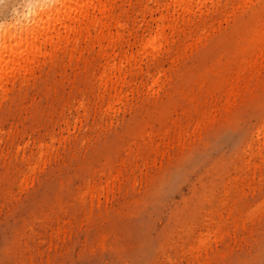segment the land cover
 Returning a JSON list of instances; mask_svg holds the SVG:
<instances>
[{
    "label": "rangeland",
    "instance_id": "1",
    "mask_svg": "<svg viewBox=\"0 0 264 264\" xmlns=\"http://www.w3.org/2000/svg\"><path fill=\"white\" fill-rule=\"evenodd\" d=\"M173 1L125 0L122 6L129 17L123 23L129 43L146 26L150 28L145 31L154 29V19L162 13L172 17L174 7L169 11L167 7ZM251 1L249 9H237L230 20L225 8L221 14L211 10L200 13L195 4L197 16L191 12L192 24L185 26L186 33L175 36L172 56L164 50L159 66L153 69L164 68L166 83L152 92L148 87L137 88L142 75L135 76L138 82L133 93L126 94L128 100L121 106L120 116L112 120L100 108L103 98L98 78L103 65L112 62L110 57L116 53L102 56L99 44L88 45L82 54L42 55L33 76L5 80L0 86V264H191L197 251L185 241L190 239L192 246L203 242L199 232L205 235L209 232L206 227L214 239L208 238L211 264H264V159L255 155L259 151L264 155V128L260 129L264 125V67L253 69L263 56L253 54L230 73L242 57L234 51L236 44L264 11V0ZM29 2L48 6L39 0L0 4V28L12 24L14 41L27 21L42 19L47 24L62 10L54 7L44 17L18 18ZM210 18L215 21L211 23ZM197 27L206 30L202 37L196 34ZM165 33L170 35L172 30L166 28ZM196 35L201 39L196 42L198 49ZM190 43L192 51H185ZM120 49L119 45L117 51ZM132 51L118 53L116 61H127L126 55L130 57ZM231 84L241 89L227 111L225 91ZM82 99L89 101L87 110L79 107ZM202 106L209 110L205 118L200 117L205 125L198 131L189 128ZM67 117H71L70 126L63 124ZM76 119L83 120L75 129ZM51 135L58 141L47 164L32 173L28 186L22 185L19 176L25 157L36 153L35 142L49 140ZM28 143L26 152L19 150ZM250 148L259 151L253 153ZM108 163L114 174L102 175ZM117 170L124 176L112 190L109 185ZM87 183H101L110 191L99 198L91 194L77 197L75 193L83 191L81 187ZM228 208L231 213L226 212ZM248 208L256 211L251 218L245 216L250 214ZM216 211L221 216L215 215ZM58 218L65 220L64 228L57 227ZM94 219L108 225L112 241L104 248L82 244L88 235L97 233L76 223ZM217 221L224 225L220 231L225 234L217 228ZM220 234L226 238L219 239ZM66 239L72 242L67 251ZM197 244L195 248L199 245L197 249L205 255V248L201 250Z\"/></svg>",
    "mask_w": 264,
    "mask_h": 264
},
{
    "label": "bare ground",
    "instance_id": "2",
    "mask_svg": "<svg viewBox=\"0 0 264 264\" xmlns=\"http://www.w3.org/2000/svg\"><path fill=\"white\" fill-rule=\"evenodd\" d=\"M39 1H41L42 3L48 2V6L44 7L43 5H40L39 2H37V3L29 2V4L27 3L28 7L26 8L28 12L25 11L26 9L18 12V14H17L18 18L22 19V17H24V19H25V17H29V15H30V17L33 15L34 16L41 15L42 17H44V15L46 13L47 14L51 13V11L53 10L54 7H57V8L61 7L62 10H60L53 19H49V22L47 24H43L41 21L42 19L37 20V21H33V23H28L31 20L27 21L26 26L20 27V29H19L20 36L15 41L12 38V35L14 33V26L12 24L7 25L5 28H0V86L5 82V80L7 78H9L11 76H14L15 80H24V79H27L29 76H33L36 73L38 66H40V62H41L40 57L42 55L44 57H51L52 58V57H56L57 54H59L60 52L62 54H71L72 52L77 51L80 54H82L84 52V50H86L87 46L92 44V43L99 44L100 53L102 54V56L107 55V58H109V56H111L112 54L115 55V53H116L115 56L118 57V55H119L118 53L127 52L128 50L133 49L132 54H130V57L126 55V57H127L126 59H128V60L126 61L124 59L125 62L123 60H120L122 57L119 58L120 62L116 61L117 57H115V56L114 57L112 56V58L110 57V59H112V60H110V59L109 60L112 62L107 63V61H106L107 64L103 65V71H101L102 73L100 74V76L98 78L99 86L101 87L100 96L103 98L101 101V107L100 108H101L102 112L107 113L110 120H112V119H114V117L116 115H119L118 113L121 112V106H123L124 102L128 100L126 94H128L130 92L133 93L135 84L138 82L136 80V83H135V80H134L135 76L137 77L138 75H140V76L142 75V80L139 81L140 86L138 85L139 87H137V88L141 89L140 87H143V88L145 87L144 89H146L148 87V89L152 92H155L157 89H161V87H163V85L166 83V81L168 79L165 80L167 78V76H165L166 72L163 71L164 68L159 67L160 70H162L163 72H161L157 68L155 70H153V69L156 67V64L159 63L158 58L160 57L161 53L164 50H167L166 54L168 56H170V57L172 56V51H173L172 46L175 43V36L186 33L185 26H187L191 23V21H190L191 17L190 16H194V15L197 16V14H195L196 12H193L194 11L193 9H195V7H194L195 4H198L199 9L197 7V10H199L198 12H200V13H203L205 10H211L212 14H216V13L221 14L226 9L225 14L227 16H229V17H227V19L229 18V20H230V15L233 17V14H235V16H236L237 9H239V8H241V10L244 8L249 9L247 7L249 6V2L251 0L250 1L249 0H226V3L223 0H174L172 2V4L167 7L168 11L171 10L172 7H174V9H173L174 13L172 12L173 14L172 13L170 14L172 17H168V15L166 16V14H163V13L161 15H159V17L154 19L156 22L155 28L151 29V30L149 29L148 31H145L146 29L150 28L149 26L148 27L146 26L143 30L144 32L142 31L143 33L139 34L133 43H129V35H128L129 33L126 32V26L123 23V20L125 18L129 17L127 10L122 6L123 3L125 2V0H39ZM252 2L253 1H251L250 3H252ZM157 3L159 4V2H157ZM176 5H178L179 8L175 9ZM246 9H244V10H246ZM240 11H238V12L241 15L242 12H240ZM191 12L194 13V15H191L192 14ZM195 19H196V17H195ZM233 20H235V19H233ZM214 21L215 20L213 18H210L211 23H213ZM166 28L167 29L170 28V30H172V34L168 35L167 33H165ZM204 28H206V27H204ZM204 28H202V27L198 28L197 27V29H195L197 31V33L196 32L195 33L198 36L202 37V35L205 34L203 32L206 31ZM241 29L242 28H240V31H241ZM235 32H237V31H235ZM131 33L132 32H130V35H131ZM189 35H192V33ZM197 35H196L197 39L194 38L195 43L197 41L201 40V39H198ZM238 35H235V36H238ZM205 37H203L204 40H207L208 38L206 37L207 39H205ZM210 37H212V36H210ZM193 42H194V40H193ZM201 42L202 41H200L199 43L201 44ZM192 44H194V43H192ZM205 44H207V43H205ZM119 45L121 46V49L119 51H117V48ZM197 45H198V43H196V46H195V48L197 47L196 49L199 48L198 47L199 45L198 46ZM188 46L189 47H186V49H188V50H185V51L190 50V52H191L193 48L192 49H190V48L194 47V46H191V43ZM134 48H135V50H134ZM200 48H202V47H200ZM196 51H198V50H196ZM234 51L241 53L242 57H240V60L235 65V67L230 71V73H233L234 70L237 69V67L241 66L242 64H246V62H248L250 59L249 57L252 56L253 54H257V53H260L263 56L262 57L263 59H262V62L260 64H258V63L254 64L253 69L258 70V69H261L264 67V11L262 12V14H260L258 21L255 24L253 23V25L249 29V31L244 33V35L241 37L240 41L236 44ZM204 53H206L205 50H204ZM124 57L125 56H123V58ZM159 64H157V65L159 66ZM245 88L247 90L249 89V87H247V86H245ZM144 89H143V91H144ZM240 89H241V87L235 86L233 84H231L230 87H227V85H226L224 103H225V106L227 108V111H229L230 108L235 104ZM136 90H138V89H136ZM185 93L186 92H184V94ZM250 93H251V91H249L248 94H250ZM78 104H79L80 108H84L85 110H87V108L89 106V101H87L86 99H82L79 101ZM234 108H235V106H234ZM237 110H239V109H237ZM208 113H209V110L206 108V106H202L198 112V116H199L198 119H196L194 121L193 125H190L189 128H193L196 130L199 128L198 130H201L200 127L203 124L205 125V123L202 122V119L205 118L208 115ZM230 113H231V111H230ZM84 116H87V113ZM119 116H117V118ZM117 118H116V120H117ZM82 120L83 119H76L74 121L76 124L75 129L77 128L79 123H81V126H82ZM71 122H72L71 117H67V118H65L63 124L65 126H70ZM112 122H114V120ZM92 125L95 126L94 124H92ZM68 128L70 129V127H68ZM263 128H264V125L260 129H263ZM259 131H256V132H259V134H260L262 131L261 130H259ZM257 134L258 133H256V135ZM259 134L257 135V137L258 136L260 137ZM262 134H263L262 139H264L263 138L264 137V130H263ZM69 137H71V133H70ZM63 138H65V137H63ZM68 138L66 137L65 140L67 141ZM56 139L57 138L55 135H51V136H49V140L39 139L37 142H35V147L37 148V151H36V153L32 152V153L28 154V156L25 157V165L20 172L19 179H20V182L22 185L28 186V184L30 183L31 178H32V173L34 171H36L40 167V165L47 164L49 153H50L51 149H53L55 142H56ZM258 139L260 140V138H258ZM57 141H58V139H57ZM66 141H63V142H66ZM254 141H255V139H254ZM254 141H253V143H254ZM256 141H257V139H256ZM251 143L252 142H250V145H252ZM257 143L259 144V142H256V144ZM250 145L248 147H251ZM257 145H252V147L253 146L255 147ZM258 146H257V148L259 150H263V148L261 146H260L261 149ZM29 147H30V144L28 143V144H25L23 146H20L19 150H23V152H26ZM257 148H256V151H257ZM243 149H245V148H243ZM249 150L253 153H256V151H253V148H250ZM243 151H246V150H243ZM259 152H261V151H259ZM259 152L256 153L255 155L261 154L259 156L260 157L262 156V158L264 159V155H262L263 153H259ZM141 158L143 159V156H141ZM262 160H261V162L264 161V160L263 161ZM250 163L251 162L249 161V164ZM247 164H248V162H247ZM249 164H248V166H249ZM263 165H264V162H263ZM103 171L104 172L102 173V175L114 174V173H112L113 169H112V166L110 163L107 164V166L104 168ZM246 171L247 170H245V173H246ZM116 172H118V174H115L116 176L113 175L112 176L113 179L111 180L112 182L110 181V185L108 184L109 188H111L112 190H115L117 183H120L122 181L123 176H124V173L122 171L117 170ZM263 182H264V180H263ZM109 188H108V190H106L107 193H108V191H110ZM81 189L83 191H79V192L75 193L76 196L79 198L87 197L89 194H91L92 197H98L99 198V197L104 196L106 194L105 187L101 183H92V184L87 183L86 185L82 186ZM255 189H256V187H255ZM112 190H111V194L113 193ZM21 193H22V191H21ZM114 194H112V195H114ZM208 195H205V197H206V199L210 200V197H208ZM114 197H115V195H114ZM203 198H204V196H203ZM249 208H248V210L250 211ZM215 209H216V207H215ZM220 209L221 208H219L218 213L219 212L221 213ZM222 209H223V207H222ZM228 209H226V212L229 211L231 213V211H230L231 209H229V210ZM252 210L254 211L255 209H251V211ZM192 211H194V210H192ZM251 211H250V214L245 215V216L246 217L250 216V218H251V216H253V214H255V212H256V211H254V212H251ZM195 212H196V210H195ZM209 212H213V211L211 210ZM223 212H225V211H223ZM223 212H222V214H223ZM259 212H258L259 215H263L262 213H264L261 211L262 213L260 214ZM218 213L216 211L215 215H217ZM219 214L217 216H221ZM258 214H256L257 215L256 217H258ZM218 219H220L222 221V223H224V225H225V221L223 222L222 218L219 217ZM259 219H258V221L260 223ZM62 220H61V218H58V221L56 223L58 228L66 225L65 220H64V222ZM206 220H207V218H206ZM209 220H211V218H209ZM100 221H102V220H100ZM204 222H205V220H204ZM211 222L213 223V220ZM219 222L218 221L216 222L218 224V227H217V225H214L215 223L213 224L214 225L213 227H217L220 231L223 229L222 226H224V225L222 223H219ZM236 223L240 224L238 222H236ZM220 224H221V226H220ZM84 225L90 226L91 229L95 230L97 234L88 235V237L82 243L83 246L91 244L93 246V249L95 246H99V247L103 246V248H104L105 246H107L110 243V241H112L110 238V234L108 233L109 230L106 229L108 227H105V226H108L107 224L99 222L96 219L89 220V221H81V222L76 223V226H78L80 228ZM242 227H244V229H245L244 224L242 225ZM62 228H64V227H62ZM202 228H204V227H202ZM86 229H88V228H86ZM205 229H208V231L210 232L208 227H206ZM211 231H213V228ZM209 232H206L205 235H204V233L199 232L201 235L200 237L203 236L205 238V236H207V238H205V239L203 238V242H201L202 240H200L198 242V244H200L199 249L201 247H202L201 250L205 248L204 249L205 255H203L199 252V250L197 249L199 245L197 243L196 244L198 246H196L197 248H195L196 244L194 243V246H192V243H190L191 242L190 239L185 241V243H189L191 245L188 248H191L193 250V252L197 251V252H195V254L196 253L198 254V255L196 254V256H194L195 254L193 252L189 251L194 256L192 258L193 260H192L191 264H195L196 262H198L199 264H211V262L213 261V260L211 261L212 256L208 252V248L212 244V243L210 244V240L213 239V237H211V236H213V234H211L213 232L210 233L211 235L209 234ZM220 232H221V234L224 233L222 231H220ZM235 232H234V234H235ZM217 234H219V232ZM221 234L219 235L220 237H218L219 239L223 238V237L221 238V236H222ZM198 236H197V238H198ZM208 236H210V237H208ZM218 238H216V239H218ZM224 238H226V237L224 236ZM233 238H236V236L234 235ZM198 239H201V238H198ZM206 239H208V241ZM243 239H245V238H243ZM213 240H212V242H214ZM197 241H194V242H197ZM235 241H236V239H235ZM219 242H221V240ZM201 243H202V245H201ZM217 243L215 242V245ZM64 244H65V250L67 251L69 249V247L72 245L71 239H66ZM213 248H214V246H213ZM213 248H211V252H213ZM245 250H247V249H245ZM189 252H186V253L189 254ZM191 254H190V256H192ZM215 256H217V255H215ZM169 260L171 261L170 258H169ZM180 261L182 262V260H180ZM188 262H190V259ZM171 263H173V262H171ZM174 263L176 264L177 262L174 261Z\"/></svg>",
    "mask_w": 264,
    "mask_h": 264
},
{
    "label": "clouds",
    "instance_id": "3",
    "mask_svg": "<svg viewBox=\"0 0 264 264\" xmlns=\"http://www.w3.org/2000/svg\"><path fill=\"white\" fill-rule=\"evenodd\" d=\"M3 3H5V0H0V4H3Z\"/></svg>",
    "mask_w": 264,
    "mask_h": 264
}]
</instances>
